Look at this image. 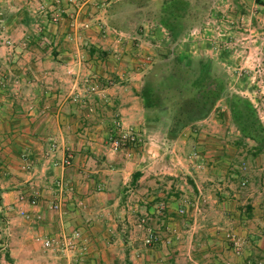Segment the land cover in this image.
<instances>
[{"label":"rangeland","instance_id":"1","mask_svg":"<svg viewBox=\"0 0 264 264\" xmlns=\"http://www.w3.org/2000/svg\"><path fill=\"white\" fill-rule=\"evenodd\" d=\"M0 27L31 29L13 38L0 29V59L13 48L16 57L55 56L61 30L72 48L60 59L74 62L60 70L63 99L91 115V126L104 120L108 145L116 122L132 131L135 140L115 153L137 150V164L152 176L137 212L115 220L126 240L115 244L121 256L115 249L97 264H264V0H0ZM50 27L58 28L44 30ZM71 79L81 96L67 97ZM129 92L141 107L139 127L113 106L121 97L130 104ZM157 119L190 139L175 151L183 156L177 166L195 171L181 181L195 182L206 198L191 188L182 197L172 186L154 195ZM10 150L20 162L11 169L28 171L20 141ZM4 169L2 162L6 179ZM148 229L157 244L146 245ZM55 260L40 251L24 218L0 211V264Z\"/></svg>","mask_w":264,"mask_h":264},{"label":"crops","instance_id":"2","mask_svg":"<svg viewBox=\"0 0 264 264\" xmlns=\"http://www.w3.org/2000/svg\"><path fill=\"white\" fill-rule=\"evenodd\" d=\"M52 28L58 27L44 30ZM0 29L10 38L26 36L25 32L31 30L29 27ZM58 32L60 36L56 52L59 53L55 56L16 57V49L13 48L7 49V56L0 59V163L4 162L10 168L4 169L6 179L0 173V211L17 212L20 208L28 211L30 218L24 219V222L28 224L33 237L51 235L62 228L68 232L76 228L82 230L90 241L92 264H97L100 257L108 256L119 248L115 244L126 243L124 237L119 239L121 232L115 220L118 216L125 219L126 215L129 219V215L137 212L141 206V198L138 197L152 186V176L144 166L137 164V150H122L118 154L110 149L105 141L104 120L93 121L94 126H91L92 123L88 121L91 115L85 116L79 106L77 108L63 99L62 88L67 78L62 77L60 70L64 61L70 65L74 62L60 59V56L69 55L64 52L69 45L63 42L62 31ZM16 65H22L21 69L15 71ZM135 77L137 79V75ZM69 84L67 97L70 94L81 96L82 88L77 87L75 79H71ZM105 89L113 102L118 100L113 97L116 94L114 88ZM127 97L130 104L122 101L121 97L120 103L116 101L113 106L116 112L124 115L125 124H138L139 127L142 122L138 120L141 114V107L137 106L138 98L130 92ZM170 125L168 121L154 120V156H157L154 159V195L160 197L164 189H171L172 186L182 197L190 194L191 188L192 192H199L206 198L207 193L195 182L192 187L188 182L181 181L185 172L190 175L195 171H192V167L186 170L182 165L183 169L179 168L178 159L183 156L175 151L188 144L190 139L171 133ZM15 140L20 141L26 149L25 166L28 171L11 169V163L20 164L10 150ZM174 141L178 147H173ZM68 154L73 158L71 167L65 172V180L72 187V192L66 197L61 221L48 210V204L55 197L53 182L61 175L54 163ZM128 156L131 158L127 159ZM134 174L139 175L135 181ZM163 184H167V187ZM20 196L25 198V202H18ZM34 197L42 203L39 209L27 204V200ZM135 200L139 203L136 204ZM210 208H216V204ZM39 249L43 251L40 246ZM116 253L118 257L121 256L120 249Z\"/></svg>","mask_w":264,"mask_h":264},{"label":"built area","instance_id":"3","mask_svg":"<svg viewBox=\"0 0 264 264\" xmlns=\"http://www.w3.org/2000/svg\"><path fill=\"white\" fill-rule=\"evenodd\" d=\"M6 44L9 45L10 42L7 40ZM96 88L90 87L89 91L94 92ZM73 101H77L74 98ZM134 133L129 129H123L120 123H115L112 130V135L109 137V147L114 152L124 148L130 142H133ZM72 155L68 154L63 159L56 161L54 167L61 171V175L56 178L53 182L54 199L48 204V210L56 215L61 221L63 220L64 207L66 203V197L71 194L72 187L69 186L68 181L65 180V172L71 167ZM18 202H25V198L20 196ZM27 204L33 209H39L42 205L41 201L34 197L27 200ZM186 203L184 207H181L178 211L180 216H184L187 213ZM165 207L161 206L160 210H164ZM17 214L24 219L30 218L29 212L20 208L17 210ZM148 237L146 238V245L152 246L159 242L158 236L151 229L147 230ZM35 242L40 246V248L56 259L55 264H92L93 258L91 253L90 241L85 233L80 229H73L72 231H65L64 228L60 229L58 232L51 235H37L34 237ZM233 240V239H232ZM169 243V240L168 242Z\"/></svg>","mask_w":264,"mask_h":264},{"label":"trees","instance_id":"4","mask_svg":"<svg viewBox=\"0 0 264 264\" xmlns=\"http://www.w3.org/2000/svg\"><path fill=\"white\" fill-rule=\"evenodd\" d=\"M138 176H139L138 174H134V176H133L134 181L137 179ZM0 202H1V200H0ZM128 264H130V263H128Z\"/></svg>","mask_w":264,"mask_h":264}]
</instances>
